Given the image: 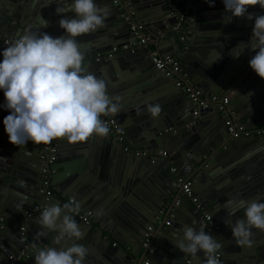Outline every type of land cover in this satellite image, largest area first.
I'll return each mask as SVG.
<instances>
[{"label": "water", "instance_id": "water-1", "mask_svg": "<svg viewBox=\"0 0 264 264\" xmlns=\"http://www.w3.org/2000/svg\"><path fill=\"white\" fill-rule=\"evenodd\" d=\"M126 1L133 7V22L142 25L143 34H151L160 53L179 62L191 84L228 98L237 122L246 129L264 123V79L249 66L258 49L244 45L250 40L255 17L264 15V9L250 6L244 16L232 17L223 0H214L213 6L206 0H189L191 33L181 42L171 30L176 23L173 12L179 10L172 0ZM71 2L0 0V34L16 39L31 25L33 31L60 37L65 34L60 19L75 18V13L57 14L56 8H67ZM94 3L108 15L103 27L76 38L84 54L82 67L107 82L110 97L121 98V111L108 118L123 131L131 147L153 154L163 150L166 157H134L110 133L77 143L56 139L53 192L46 206H63L74 197L79 210L90 211L93 219L85 224L72 214L84 239L55 244L57 233L42 229L38 218L28 221L25 216L41 199V145L28 141L19 148L9 142L3 119L10 112L0 90V217L4 225L0 224V264H8L25 246L21 264H35L37 250L72 243L89 249L83 264H143L145 260L147 264H204L202 251L194 258L175 246L185 226L203 228L221 243L220 264H264V231L253 228L250 245H238L225 224L245 219L240 201L264 202V139L254 135L231 138L215 107L200 109L193 119V104L153 68L148 45L118 51L107 59L112 48L137 45L138 39L110 0ZM39 16L49 22L48 27L39 28ZM149 104L161 105L158 118L148 113ZM186 181L191 182L189 195L181 191ZM229 201L232 204L226 207ZM206 215L219 236L208 230ZM23 225H28L25 233L18 230ZM150 226L153 232L143 247ZM42 231L47 234L39 235Z\"/></svg>", "mask_w": 264, "mask_h": 264}, {"label": "clouds", "instance_id": "clouds-1", "mask_svg": "<svg viewBox=\"0 0 264 264\" xmlns=\"http://www.w3.org/2000/svg\"><path fill=\"white\" fill-rule=\"evenodd\" d=\"M206 2L214 5V0ZM223 3L232 17L244 16L250 6L259 5L264 9V0H223ZM56 12L75 13V18L65 16L60 19L64 35L54 38L48 33L33 31L29 25L0 53L3 57L0 60V90L4 92V107L10 112L4 117L3 125L9 142L19 148L28 141L47 145L59 138L77 143L85 142L93 135L107 136L110 130L101 117L121 111V98L107 94V82L82 67L84 54L76 39L103 27L107 10L94 0H72L67 8L58 6ZM39 21V28L48 27L49 22L43 17L39 16ZM241 44L244 43L237 47ZM244 45L251 50L258 49L249 60V66L264 79V15L255 17L250 40ZM147 111L155 119L161 114L162 107L149 104ZM231 204L229 201L226 207ZM239 206L245 209V219H238L234 224L225 221V224L231 228L238 245H250L251 230L264 231V202L240 201ZM79 207L74 197L63 206L52 204L43 209L37 223L42 229L57 233L55 244L65 240L80 241L85 233L72 215ZM46 234L39 233L41 236ZM174 244L185 255L194 258L202 251L204 264H220L216 253L221 243L203 228L197 231L185 226L182 237ZM88 254L87 247L72 243L59 249L41 248L35 252L34 259L35 264H83Z\"/></svg>", "mask_w": 264, "mask_h": 264}, {"label": "built area", "instance_id": "built-area-1", "mask_svg": "<svg viewBox=\"0 0 264 264\" xmlns=\"http://www.w3.org/2000/svg\"><path fill=\"white\" fill-rule=\"evenodd\" d=\"M174 2V6L178 7L179 10L173 12L176 23L171 27V30L179 35L178 40L183 42L186 35L191 33L190 28L187 24L188 22H192V19L188 17L190 14V7L192 3L189 0L181 1V0H172ZM112 6L117 10V12L122 13L125 21L128 24H131V31L135 34L138 39L137 45L127 46L123 45L121 48L114 47L110 51V54L107 56V59L111 57L113 53L124 50H133L134 48H142L146 47L151 41H153L150 36L142 33V25L139 22H133V7L126 0H110ZM15 39L8 40L5 39L0 34V53L9 46V44ZM153 43V42H152ZM184 48L187 47V44H183ZM149 60L152 64L153 68L164 74L165 78L170 80V82L176 88L180 89L185 98L189 100L194 108L192 110L193 119H196L200 109H207L209 107H215L221 113L224 118V125L226 126L228 134L231 138H237L240 135L248 136L254 135L258 138L264 139V123L258 127H254L252 129H246L242 125H240L235 117V113L233 108L229 105V99L210 93L209 91H203L200 88L194 86L188 80V77L185 73H181L179 62L172 56L162 54L157 50L151 49L149 53ZM102 120L107 122L109 127V133L115 136V140L123 145V151L125 153H131L134 157H150L152 158L154 155H157L160 158L166 157V152L160 150L157 154H153L151 151L133 149L131 144L127 142L124 138V133L121 131L114 121L108 117H101ZM193 124V122L191 123ZM171 129V128H170ZM168 129V130H170ZM56 148V139L47 145H41L39 152V167L41 169L40 175V188L39 194L41 199L38 203H35L28 211H26V219L29 221L33 218H38L46 206L49 197L53 192V188L50 184L52 176L55 174V170L53 168V164L56 160L55 155ZM190 181H186L182 184L181 191L185 195H189L190 193ZM72 198L67 199V202H70ZM79 220L83 221L85 224H89L92 222L93 215L90 211L82 212L78 210L77 213H74ZM161 217H156L157 221H160ZM205 220L209 225L208 230L213 232L216 236H219L220 233L218 229L213 226L212 220L209 216H205ZM0 224L3 227V220L0 217ZM169 222H166L168 225ZM28 225H23L18 228L19 232L25 233ZM153 232V227H147L146 233L144 235V240L142 243L143 247L147 246V242L149 241V236ZM27 246L24 247L15 257H11L8 264H21V261L26 257ZM217 259L220 260V254L217 251L216 253ZM143 264H147L146 261Z\"/></svg>", "mask_w": 264, "mask_h": 264}, {"label": "crops", "instance_id": "crops-1", "mask_svg": "<svg viewBox=\"0 0 264 264\" xmlns=\"http://www.w3.org/2000/svg\"><path fill=\"white\" fill-rule=\"evenodd\" d=\"M191 7H192V6H191ZM191 7H190V9H191ZM71 15H72V14H71ZM51 20H52V21H55L54 18H52ZM149 35H151V34L148 32V36H149ZM230 40H232V39L230 38V39L228 40V43L231 42ZM233 40H235V39H233ZM152 42H153V41H151V43L148 44V47H149L150 49L157 50L156 45H155V44L153 45ZM123 76H124V75H123ZM124 77H125V76H124ZM174 87H175V86H174ZM175 88H176V87H175ZM92 176H93V174H92ZM93 177H94V176H93ZM89 224H90V223H89ZM125 250H126L127 252H130V251H131V249H130L129 247H127ZM145 261H146V260H145ZM130 264H133V262H131Z\"/></svg>", "mask_w": 264, "mask_h": 264}]
</instances>
